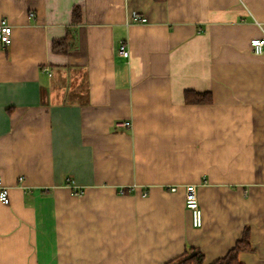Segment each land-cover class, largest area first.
<instances>
[{
  "label": "crops",
  "instance_id": "obj_1",
  "mask_svg": "<svg viewBox=\"0 0 264 264\" xmlns=\"http://www.w3.org/2000/svg\"><path fill=\"white\" fill-rule=\"evenodd\" d=\"M2 18L0 264H164L188 246L210 264L246 225L238 259L264 264V0H0Z\"/></svg>",
  "mask_w": 264,
  "mask_h": 264
},
{
  "label": "trees",
  "instance_id": "obj_2",
  "mask_svg": "<svg viewBox=\"0 0 264 264\" xmlns=\"http://www.w3.org/2000/svg\"><path fill=\"white\" fill-rule=\"evenodd\" d=\"M79 10L74 8L72 12L73 21L78 20ZM51 49L57 53H66L69 49L68 37L61 39H55L52 41ZM185 101L188 103L192 102H210L211 97L207 93H198L192 91H186L184 93ZM122 191L131 192L130 188H125ZM252 250L250 236H249V226L246 225L242 231V235L236 240L235 244L227 251V253L215 259L210 264H242L238 259V254L240 251ZM204 255L198 247L188 246L184 251L167 261L164 264H203Z\"/></svg>",
  "mask_w": 264,
  "mask_h": 264
},
{
  "label": "built area",
  "instance_id": "obj_3",
  "mask_svg": "<svg viewBox=\"0 0 264 264\" xmlns=\"http://www.w3.org/2000/svg\"><path fill=\"white\" fill-rule=\"evenodd\" d=\"M32 15V13H30ZM133 20L135 21H144L143 16L138 14H133ZM0 42L3 46L8 45L11 42V26L2 18L0 20ZM250 45L253 52L260 54L264 50V35L259 38H252L250 40ZM119 54L123 58H127L129 55V49L125 43H120L118 46ZM126 124V123H125ZM21 178V177H20ZM177 186H170V191H175ZM183 196L184 204L190 212L191 224L193 227H200L202 225V210L197 198V186L193 183L183 185ZM0 201L4 204L9 202L8 190L7 187L1 184L0 177Z\"/></svg>",
  "mask_w": 264,
  "mask_h": 264
}]
</instances>
